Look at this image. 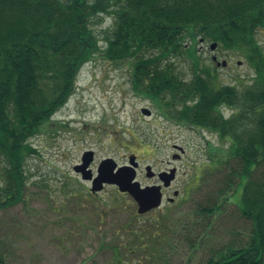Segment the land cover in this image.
<instances>
[{
  "label": "trees",
  "instance_id": "16d2710c",
  "mask_svg": "<svg viewBox=\"0 0 264 264\" xmlns=\"http://www.w3.org/2000/svg\"><path fill=\"white\" fill-rule=\"evenodd\" d=\"M104 15L112 31L102 49L93 25ZM263 30L264 0H0V212L25 199L27 160L38 153L30 140L68 102L83 65L103 53L129 63L134 91L163 115L229 143L211 146L198 167L201 181L220 173L222 182L197 214L214 215L246 179L238 207L252 232L248 243L217 250L206 264H264ZM199 41L246 58L253 84L220 85ZM183 54L194 65L189 80L176 72L174 59ZM173 226L153 217L113 227V240L102 246L111 252L106 264H159ZM0 264H8L1 236Z\"/></svg>",
  "mask_w": 264,
  "mask_h": 264
},
{
  "label": "rangeland",
  "instance_id": "374dc122",
  "mask_svg": "<svg viewBox=\"0 0 264 264\" xmlns=\"http://www.w3.org/2000/svg\"><path fill=\"white\" fill-rule=\"evenodd\" d=\"M93 27L99 46L105 49L112 18L104 15ZM257 39L264 49V30L258 32ZM198 49L202 62L215 68L220 85L243 89L253 84L254 68L243 56L220 47L212 50L211 43L202 41ZM214 56L227 65L217 66ZM174 62L182 78H192L194 65L188 55L178 56ZM132 74L128 62H113L103 53L96 54L81 68L68 102L30 140L38 153L27 160L25 199L0 212V236L8 264H106L111 252L102 246L113 240V227L131 220L147 222L162 214L139 216L134 199L115 186H106L96 196L91 194V183L73 169L90 150L95 153V173L105 158L124 166L132 155L137 156V181L142 186L150 183L147 166L154 172L177 169L168 194L173 197V191H180L178 203L170 211L164 201L163 209L168 211L162 214L172 221L174 232L159 264H206L217 250L239 248L249 242L252 222L238 207L246 179L214 215L197 214L209 207L210 193L222 182L220 173L201 181L198 167H205L211 146L223 148L229 143L163 115L156 103L134 91ZM143 108L153 115L142 114ZM175 145L183 147L185 153L175 150ZM174 153L182 155L181 159H173ZM5 166L0 156V189Z\"/></svg>",
  "mask_w": 264,
  "mask_h": 264
},
{
  "label": "water",
  "instance_id": "95a60500",
  "mask_svg": "<svg viewBox=\"0 0 264 264\" xmlns=\"http://www.w3.org/2000/svg\"><path fill=\"white\" fill-rule=\"evenodd\" d=\"M217 46V43H214L211 45V49L215 50ZM213 60L217 62V57H214ZM221 65L226 66L227 62H217V66ZM142 113L146 116L152 115V111L148 108H143ZM180 149L183 151L182 148ZM93 160L94 152L87 151L83 156L82 164L76 168V171L82 174L83 180H93V193L101 192L105 185H114L118 187L121 193L129 194L135 200L139 215H144L154 209L160 208L163 201L161 188L142 187L140 182L136 180L139 163L135 156L130 158L129 165L122 167H118V164L112 158L104 159L98 168V175L95 178H93V173L89 169ZM152 175L153 170L151 166H148L147 176L151 177ZM165 175H167L165 185L169 186L170 182L176 178V169Z\"/></svg>",
  "mask_w": 264,
  "mask_h": 264
},
{
  "label": "flooded vegetation",
  "instance_id": "af4514ba",
  "mask_svg": "<svg viewBox=\"0 0 264 264\" xmlns=\"http://www.w3.org/2000/svg\"><path fill=\"white\" fill-rule=\"evenodd\" d=\"M174 147H175V150H178L182 155L185 153V151H182V150L179 149V146L175 145ZM83 155H82V158H81V162L78 163L77 165H75L74 168H73L74 171H75V173L76 174H79L80 176H81V173H78L76 171V168H77V166H79V165L82 164V162H83ZM182 155H180L178 153H174L173 154V159L179 160V159H181V156ZM94 160H95V155H94ZM100 164H101V162L99 163L98 168H99ZM98 168H97V171L95 173L94 172V169H93V163L90 165L89 169H91V171L93 173V178H95L98 175ZM173 169H176V168H169L168 170H159L157 172H154L153 171V175L151 177H148L150 183L145 184V186H144V187H160L161 188L162 195H163V203H164V201H167V204H168V206L170 208L168 210H170V211H174L176 209V206H177V203H178V198L180 196V191H176V190L173 191V197H171V195L168 194V191L172 190V188H173L172 185H173V183L175 182L176 179L173 180L172 182H170V185L169 186H166L165 185V179H166V176H167L165 174H168ZM146 170H147V167H146ZM146 176H147V174H146ZM87 182H90L91 185H92L93 180L92 181H87ZM89 191H90L91 194H93L95 196L98 195V194L92 193L91 192V189H89ZM168 210H164L163 209V206H162L161 208H159L157 210H153L150 213H157V212L160 211L162 214H165V211H168ZM162 214H160V216L155 217V218H161V219L163 218V219H166L167 215H164L163 216Z\"/></svg>",
  "mask_w": 264,
  "mask_h": 264
}]
</instances>
